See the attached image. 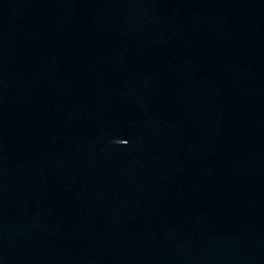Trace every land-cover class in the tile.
<instances>
[{
	"label": "water",
	"instance_id": "95a60500",
	"mask_svg": "<svg viewBox=\"0 0 264 264\" xmlns=\"http://www.w3.org/2000/svg\"><path fill=\"white\" fill-rule=\"evenodd\" d=\"M0 264H264V0H0Z\"/></svg>",
	"mask_w": 264,
	"mask_h": 264
}]
</instances>
